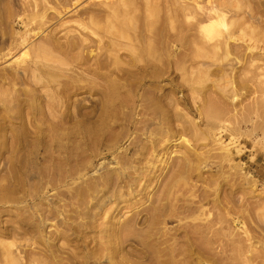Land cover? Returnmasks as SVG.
I'll use <instances>...</instances> for the list:
<instances>
[{
  "label": "rangeland",
  "instance_id": "obj_1",
  "mask_svg": "<svg viewBox=\"0 0 264 264\" xmlns=\"http://www.w3.org/2000/svg\"><path fill=\"white\" fill-rule=\"evenodd\" d=\"M0 264H264V0H0Z\"/></svg>",
  "mask_w": 264,
  "mask_h": 264
},
{
  "label": "bare ground",
  "instance_id": "obj_2",
  "mask_svg": "<svg viewBox=\"0 0 264 264\" xmlns=\"http://www.w3.org/2000/svg\"><path fill=\"white\" fill-rule=\"evenodd\" d=\"M38 51L40 54H46V51L48 52V50L46 49V46H41L38 48ZM42 58L44 60H46L47 62H54V58L50 53H47V55H43ZM27 72L29 71L28 69H25ZM56 104L55 103H50L48 105V111H40V109H38V111H40V114L44 117V119L47 121L50 119V115H54V111L56 110ZM50 113V115L48 114Z\"/></svg>",
  "mask_w": 264,
  "mask_h": 264
}]
</instances>
